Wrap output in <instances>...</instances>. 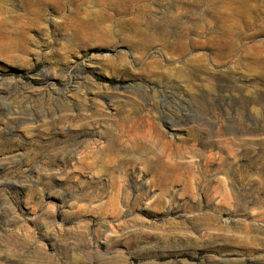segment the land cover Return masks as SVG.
<instances>
[{
  "label": "rangeland",
  "instance_id": "obj_1",
  "mask_svg": "<svg viewBox=\"0 0 264 264\" xmlns=\"http://www.w3.org/2000/svg\"><path fill=\"white\" fill-rule=\"evenodd\" d=\"M30 8L0 0V264H264V0Z\"/></svg>",
  "mask_w": 264,
  "mask_h": 264
},
{
  "label": "bare ground",
  "instance_id": "obj_2",
  "mask_svg": "<svg viewBox=\"0 0 264 264\" xmlns=\"http://www.w3.org/2000/svg\"><path fill=\"white\" fill-rule=\"evenodd\" d=\"M249 1V0H248ZM45 3H48V0H28V6H30V10L32 12H34L36 15H41L42 13V10H44L45 8ZM112 4V3H111ZM234 4V3H233ZM237 4V3H236ZM240 4V3H239ZM247 4V3H246ZM115 5V4H114ZM242 5V4H241ZM249 5V4H248ZM170 8V7H169ZM168 8V9H169ZM171 9V8H170ZM172 10V9H171ZM170 10V11H171ZM180 10V9H179ZM178 10V11H179ZM247 14V13H246ZM196 25V24H195ZM2 24L0 23V28L3 30L2 28ZM184 26V25H182ZM189 26V25H188ZM197 27L194 28L192 26H189V27H186L185 29L183 28L182 30H165V34L163 36H168V35H174L176 38H178V43L181 47V50L182 52L185 51V49L187 48V46H189L193 41H196V40H200L201 38H204V42L205 44L206 43H217L219 45H223V46H233L237 43V36H241V34L243 33V30L240 29H234L233 28H227V29H221L220 31H216V32H211V34L209 36H207L208 32L205 33L206 31H202L201 33L197 32ZM217 30V28H215ZM164 30V29H163ZM199 31V30H198ZM109 32H111L109 30ZM245 32V30H244ZM139 33V36H142V37H145V38H148V41L150 42V44H155V43H159L160 41L162 42H166L167 40H164V39H159V36L158 34L155 32V31H144V30H139L138 31ZM137 33V35H138ZM122 34V33H121ZM135 34V33H134ZM160 34V33H159ZM199 34H204V35H199ZM197 36L198 39H195L194 37ZM132 37V36H131ZM137 37V36H136ZM172 37V36H171ZM135 38V37H134ZM175 38V39H176ZM172 40V39H170ZM174 41V40H173ZM201 41V40H200ZM141 42V41H140ZM172 42V41H171ZM203 42V43H204ZM240 44V43H239ZM166 45H168V42L166 43ZM138 46V45H137ZM146 46V45H145ZM195 46V45H194ZM238 46V45H237ZM236 46V47H237ZM235 47V46H234ZM146 48V47H145ZM223 48V47H222ZM142 50V49H141ZM140 50V51H141ZM144 50V49H143ZM225 50V49H224ZM235 50V49H233ZM137 51V50H136ZM230 51H231V48H230ZM144 52V51H143ZM220 52V50H219ZM218 52V53H219ZM234 52V51H233ZM145 53V52H144ZM186 53V52H184ZM223 53V52H222ZM226 53V51H225ZM228 53V52H227ZM175 54V53H174ZM183 56V55H182ZM254 56V55H253ZM252 57V56H251ZM198 62V61H197ZM185 65V64H184ZM187 66V65H186ZM182 73V72H181ZM141 118V117H139ZM138 117L137 118H134L133 120L134 121H137ZM159 130V135H165L164 131L162 129H158ZM170 141V140H169ZM173 142L171 141V144ZM174 146V145H173ZM108 150L110 151H114L115 149V144L114 142H110V144H108V147H107ZM106 152V151H105ZM108 153V152H107ZM70 155V154H69ZM108 162L113 164L114 163V160H112L111 158H108ZM162 170V169H160ZM136 198V197H135ZM135 202V200H134ZM137 202V201H136Z\"/></svg>",
  "mask_w": 264,
  "mask_h": 264
}]
</instances>
